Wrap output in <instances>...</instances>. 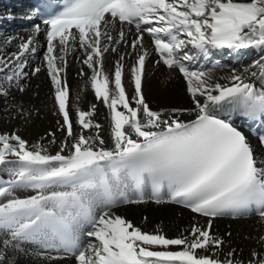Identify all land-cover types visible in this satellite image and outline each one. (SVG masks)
Instances as JSON below:
<instances>
[{"label":"snow or ice","instance_id":"6c2138e0","mask_svg":"<svg viewBox=\"0 0 264 264\" xmlns=\"http://www.w3.org/2000/svg\"><path fill=\"white\" fill-rule=\"evenodd\" d=\"M32 15L26 38L0 39V99L44 71L57 120L31 143L0 132V264H264V131L253 128L264 129V0H43ZM225 49L258 55L217 77ZM69 57L81 65L74 95ZM160 69L182 79L187 105L150 106L144 85ZM88 90L107 109V140L96 104L80 106ZM147 202L188 210L189 226L169 236L118 212ZM223 218H255L247 251L214 230Z\"/></svg>","mask_w":264,"mask_h":264},{"label":"bare ground","instance_id":"6f19581e","mask_svg":"<svg viewBox=\"0 0 264 264\" xmlns=\"http://www.w3.org/2000/svg\"><path fill=\"white\" fill-rule=\"evenodd\" d=\"M6 32L0 36V39L5 37ZM23 33H17L14 37H24ZM16 41H14L15 43ZM40 45L45 44V35L43 32L39 35ZM145 43L147 44V37H145ZM14 50V49H13ZM221 50H216L214 53H218ZM248 55L244 59V55L239 56L238 63L232 67H240L241 64H246L255 58V51H246ZM112 56L106 57V66L111 64ZM40 63V58L36 59L32 65ZM81 65L69 57V69H68V82L71 86L73 95L76 91H79L83 86L82 79L77 75V72ZM231 67V68H232ZM230 68L218 69L214 72V75L219 77L226 75ZM145 96L153 108L169 107L187 105L188 98L184 94V83L179 76L170 75L166 70L160 69L151 72L144 85ZM52 89L50 86V79L46 73L42 71L37 76L31 77L28 81V87L24 93L16 92L12 90L11 96L7 101V105L12 101V105L20 104L23 108L30 113L24 119L13 118L15 115L12 108L10 113L12 115H6L4 112L5 107L1 104L3 101L0 99V132L4 131H18L23 138L30 143L39 140L48 130L55 128V122L57 117L53 115V100L51 97ZM13 98V99H11ZM71 103V101H70ZM80 106L87 110L92 104H96L95 119L104 124V136L108 138V122L105 119L107 115V109L103 107L98 101L94 99L90 90L84 92L79 101ZM3 106V107H2ZM2 107V108H1ZM59 135V134H58ZM53 147L54 146H50ZM118 212L131 220L134 224H139L146 230H153L155 227H161L164 232L169 236H174L183 228L189 226L191 222L192 213L177 205L162 203L155 204L153 202H147L139 205H124L118 209ZM145 217L147 220L145 221ZM259 226L255 223V218H249L246 220L223 218L217 219L214 223V230L223 234L225 232H231V241L238 247L247 249L252 246V240H245V236L255 235ZM30 264H40L39 261L28 259ZM57 264H73L71 258H67L63 261L57 262Z\"/></svg>","mask_w":264,"mask_h":264},{"label":"rangeland","instance_id":"374dc122","mask_svg":"<svg viewBox=\"0 0 264 264\" xmlns=\"http://www.w3.org/2000/svg\"><path fill=\"white\" fill-rule=\"evenodd\" d=\"M31 64H32V63H31ZM11 99H13V98H11ZM2 103H3V104H2ZM1 104H2L3 106H7V107L9 108V110L12 109V107H11V106H12V101H10V103H9L8 105H7V102L5 103V101H2ZM3 106H2V107H3ZM2 107H1V108H2ZM24 264H30V263H28V259H27V258L25 259Z\"/></svg>","mask_w":264,"mask_h":264}]
</instances>
